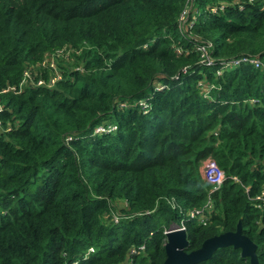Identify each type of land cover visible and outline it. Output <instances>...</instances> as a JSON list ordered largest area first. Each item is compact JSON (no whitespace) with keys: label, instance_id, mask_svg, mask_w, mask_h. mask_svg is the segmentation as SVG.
I'll return each mask as SVG.
<instances>
[{"label":"trees","instance_id":"16d2710c","mask_svg":"<svg viewBox=\"0 0 264 264\" xmlns=\"http://www.w3.org/2000/svg\"><path fill=\"white\" fill-rule=\"evenodd\" d=\"M0 107V264H163L239 220L264 264V0H0Z\"/></svg>","mask_w":264,"mask_h":264},{"label":"water","instance_id":"95a60500","mask_svg":"<svg viewBox=\"0 0 264 264\" xmlns=\"http://www.w3.org/2000/svg\"><path fill=\"white\" fill-rule=\"evenodd\" d=\"M232 247L240 251L242 259H248L249 264H259L257 246L242 234L241 220L238 221L234 232H226L204 240L200 248L186 252L188 240L185 230L178 225L165 233L163 264H199L211 259L220 249Z\"/></svg>","mask_w":264,"mask_h":264},{"label":"built area","instance_id":"2783aa9c","mask_svg":"<svg viewBox=\"0 0 264 264\" xmlns=\"http://www.w3.org/2000/svg\"><path fill=\"white\" fill-rule=\"evenodd\" d=\"M188 1L189 0H187V2ZM185 14H186V10L183 12V14H182V16L180 18V21L184 18ZM187 20H188V17H187ZM187 24L185 25V27L187 26ZM182 26H183V24L180 22L179 23V28L184 30L185 27L182 28ZM197 50L201 53L202 62H206V64L209 65L211 63V61H209V58H208V56L206 54V51H205V48L204 47H199V48H197ZM240 63H250V64L254 65V67H256V68L262 67V65L260 64V62L258 60H256V59H251L250 60V59H247V58H244V59H241V60H237V61H234V62H230V63L229 62L225 63L223 67L229 68L232 65L238 66ZM50 67L52 68V65H50ZM28 78H29V76L26 73L24 75L23 80H22L21 86H22L23 83L27 82L26 80ZM59 79H60V74L56 70H54V73L51 75V78L49 79V81L47 83L40 79V80H38L36 82V85L37 86L47 85L49 87H53L55 85V83ZM11 90H14V89H10L9 88V89L5 90L4 92L11 91ZM0 111H1V107H0ZM114 131H116V128L113 125H102V126H99L98 128H96L95 133H97V134H99V133L108 134V133H113ZM202 167H203V170H205V175H204L205 181L209 182L213 186L212 191L217 190L221 186V184L224 182V180H225L224 172L219 170L217 165L212 160L205 161L203 163ZM234 181L237 182L236 179H234ZM206 209H207V206L204 207L203 209H200V210H192L189 213L188 216H189V218H195L197 216H201L203 214V211H205ZM178 226H179V228L181 230H185V228H184V226L182 224L178 225ZM167 231H165L164 234Z\"/></svg>","mask_w":264,"mask_h":264},{"label":"rangeland","instance_id":"374dc122","mask_svg":"<svg viewBox=\"0 0 264 264\" xmlns=\"http://www.w3.org/2000/svg\"><path fill=\"white\" fill-rule=\"evenodd\" d=\"M187 15H188V9H186V14H185L184 18L180 21V22L183 24L182 28H184L185 25L188 23V21H187ZM181 30H182V29H181ZM46 61H47V62H50V63H55L56 61H57L58 63H64V59H63L62 55H60L58 58H57V57H48V58H46ZM260 64H261V63H260ZM201 170H202V171H201V174H202V176H203V178H204L205 170H203V167H202ZM114 219H115V218H114Z\"/></svg>","mask_w":264,"mask_h":264}]
</instances>
